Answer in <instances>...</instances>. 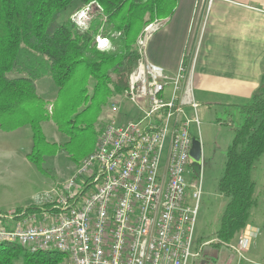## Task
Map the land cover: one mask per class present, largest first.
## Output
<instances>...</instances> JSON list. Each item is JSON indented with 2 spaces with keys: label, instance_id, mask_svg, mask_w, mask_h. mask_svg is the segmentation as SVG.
<instances>
[{
  "label": "built area",
  "instance_id": "1",
  "mask_svg": "<svg viewBox=\"0 0 264 264\" xmlns=\"http://www.w3.org/2000/svg\"><path fill=\"white\" fill-rule=\"evenodd\" d=\"M257 11L264 14V5ZM162 25H149L148 38ZM123 98L138 118L124 124L111 118L58 199L51 201L52 192L40 197L51 210L0 228V242L30 253H62L63 264H189L198 258L192 247L200 184L187 180L190 127L200 124L183 63L167 76L147 61L145 43ZM253 238L246 229L223 246L241 260Z\"/></svg>",
  "mask_w": 264,
  "mask_h": 264
},
{
  "label": "trees",
  "instance_id": "2",
  "mask_svg": "<svg viewBox=\"0 0 264 264\" xmlns=\"http://www.w3.org/2000/svg\"><path fill=\"white\" fill-rule=\"evenodd\" d=\"M177 1L0 0V131L30 128L32 146L26 159L41 174L47 175L42 166L45 157L63 151L78 166L94 151L100 134L95 125L109 100L123 95L136 68L138 35L155 20H169ZM91 5L100 14L86 30L67 18L47 31L61 12ZM112 33L118 36L111 37ZM97 36L111 43L108 51L96 48ZM44 77L57 88L52 104L36 92V82ZM237 108L242 122L226 150L216 186L217 193L228 200L216 232L218 248L246 228L250 211L257 205L251 174L264 155V86ZM44 122H51L66 141L49 143L42 131ZM50 208L28 206L13 215L22 219ZM66 260L59 252L30 253L0 242V264H63Z\"/></svg>",
  "mask_w": 264,
  "mask_h": 264
},
{
  "label": "rangeland",
  "instance_id": "3",
  "mask_svg": "<svg viewBox=\"0 0 264 264\" xmlns=\"http://www.w3.org/2000/svg\"><path fill=\"white\" fill-rule=\"evenodd\" d=\"M72 7L56 15L47 31L51 32L67 18L86 30L89 23L100 14L99 8L95 5ZM157 21L163 22L155 20L149 23L136 39L137 65L140 51L145 43L148 45L150 39L145 30ZM117 36L118 34H111V37ZM101 41L104 43L102 44ZM95 45L101 51H108L111 47L107 39L98 36L95 37ZM36 92L49 104H52L57 97V88L48 77L36 82ZM112 106L117 108L116 113L111 112ZM51 108V105L48 106L49 111ZM187 114L189 117L192 116L191 109L187 108ZM138 116L135 107L128 103L123 95L110 99L100 116L99 123L95 125V131L98 130L100 133L98 138L111 118L124 124L137 119ZM196 116L200 124L199 130L192 125L190 135L200 143L201 159L199 164L190 163V178L187 181L200 184L192 247V253H197L199 256L197 259H190L189 264H264V155L255 164L251 174L256 185L254 199L257 205L250 211L246 228L229 243L233 245L246 229L254 233L253 243L243 254L244 258L240 260L227 247L223 245L216 247L218 244L216 232L228 202L227 198L217 193L216 186L223 174L226 150L235 130L240 127L242 116L238 108L222 106L197 107ZM41 126L49 143L63 144L66 141L65 136L59 133L51 122H44ZM31 146V131L27 126L10 133L0 131V228L12 229L16 225V216L13 215L15 210L28 206L42 207L44 201L40 197L45 195L43 192L52 190L51 201H56L62 194L64 184L74 177L75 170L79 166H75L66 153L60 151L53 157L44 158L42 166L47 175H43L25 158ZM45 203L49 206V200ZM253 244L256 245L255 248Z\"/></svg>",
  "mask_w": 264,
  "mask_h": 264
},
{
  "label": "crops",
  "instance_id": "4",
  "mask_svg": "<svg viewBox=\"0 0 264 264\" xmlns=\"http://www.w3.org/2000/svg\"><path fill=\"white\" fill-rule=\"evenodd\" d=\"M263 5L178 0L172 17L151 35L146 59L167 76L183 63L197 107L244 105L264 86V14L257 11Z\"/></svg>",
  "mask_w": 264,
  "mask_h": 264
},
{
  "label": "water",
  "instance_id": "5",
  "mask_svg": "<svg viewBox=\"0 0 264 264\" xmlns=\"http://www.w3.org/2000/svg\"><path fill=\"white\" fill-rule=\"evenodd\" d=\"M190 160L193 163L199 164L201 159V147L197 139L192 138L191 149H190Z\"/></svg>",
  "mask_w": 264,
  "mask_h": 264
},
{
  "label": "snow or ice",
  "instance_id": "6",
  "mask_svg": "<svg viewBox=\"0 0 264 264\" xmlns=\"http://www.w3.org/2000/svg\"><path fill=\"white\" fill-rule=\"evenodd\" d=\"M82 15H83V13H82ZM101 43L103 44L104 42H103V41H101Z\"/></svg>",
  "mask_w": 264,
  "mask_h": 264
}]
</instances>
